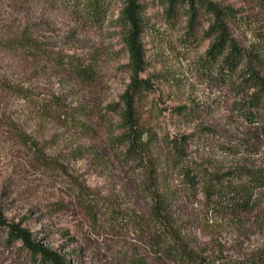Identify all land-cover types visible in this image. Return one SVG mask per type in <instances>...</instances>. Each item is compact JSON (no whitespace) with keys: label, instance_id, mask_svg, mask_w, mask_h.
<instances>
[{"label":"rangeland","instance_id":"rangeland-1","mask_svg":"<svg viewBox=\"0 0 264 264\" xmlns=\"http://www.w3.org/2000/svg\"><path fill=\"white\" fill-rule=\"evenodd\" d=\"M140 1L147 26L139 78L150 89L134 104L149 153L137 165L113 141L120 117L109 109L125 108L134 76L119 19L122 1L115 0L103 25L95 27L58 0H0V119L15 124L0 126V218L68 264H196L190 254L206 264H264V210L243 218L210 213L202 181L197 177L189 188L176 152L179 144L183 166L198 174L264 170V123L250 126L239 113L257 89H237L243 79L204 68L216 42L209 32L214 18L200 13L190 34L187 6L170 17L165 0ZM212 1L236 11L237 19L228 21L231 40L249 55L264 56L260 0ZM25 37L80 62L96 56L95 81L85 84L69 69L10 45ZM255 68L264 78V66ZM153 192L173 201L162 225L177 235L169 251L154 244L152 233L125 222L150 213ZM9 230L0 227V264H42L41 254L9 240Z\"/></svg>","mask_w":264,"mask_h":264},{"label":"trees","instance_id":"trees-1","mask_svg":"<svg viewBox=\"0 0 264 264\" xmlns=\"http://www.w3.org/2000/svg\"><path fill=\"white\" fill-rule=\"evenodd\" d=\"M67 9L75 14L84 22L90 23L95 27L103 25L115 0H58ZM123 8L121 9L119 19L125 26L127 32L125 42L130 52L131 67L134 76L130 92L123 98L125 108L111 107V112L118 113L120 117V134L115 136L113 141L126 147V161L141 165L143 156L149 153V138L147 132L140 127L134 98L141 92L150 89L147 80L139 78L145 65V54L142 43V35L146 29L147 23L145 18V5L140 0H121ZM167 5V14L170 17L177 15L180 9L187 6L186 12L189 16L190 34L195 31L198 24L199 14L209 15L214 18L210 25L209 32L216 35V42L209 50L207 58L203 64L204 68H212L211 73L227 75L233 81L243 79L241 89L245 86L256 88L249 102L240 105L239 113L241 118L250 126H262L264 120V78L257 76L256 68L262 69L264 66V56L257 52L250 54L242 51L238 44L231 40L229 36V20L237 19L236 11L231 7L221 6L212 0H165ZM260 6L264 8V0H260ZM16 51L25 53L28 57L34 59H44L52 62L59 68L69 69L74 77L85 84H92L97 76V57H92L87 62H80L72 57H65L62 54H53L47 48L42 47L32 38H22L10 44ZM222 60V61H221ZM219 61H221L219 63ZM218 63V65H217ZM255 64V67L253 66ZM240 66L243 70L238 73ZM236 75V78H233ZM220 78V77H219ZM223 79L227 77H221ZM13 88V87H12ZM16 89V88H14ZM25 93V91L21 92ZM23 95V94H22ZM27 100L33 101L34 98L27 92L23 95ZM62 109L61 106H58ZM179 115L185 117L182 110H178ZM193 115V114H191ZM1 125H15L11 122H4L0 119ZM84 132L92 133L88 127L82 126ZM19 139L26 144L28 142L24 133L18 132ZM173 143V142H172ZM179 144H176L178 151L179 165H182L180 173L186 178L189 188H193L197 183L195 179H200L203 183V195L208 211L216 216H227L232 218H243L256 216L264 210V170L242 169L226 176L198 171L189 166H183L186 158L179 150ZM136 167V166H135ZM153 206L150 213L137 218L126 220L128 226H132L141 233H152L154 244L165 247V251L171 249L175 243L177 235L172 232L167 233L162 230V225L168 221L166 217L169 214L172 200L167 194L153 192L151 194ZM167 226V224H165ZM0 227H8L9 240L21 241L34 255L41 254L42 264L52 262L53 264H68L63 257L56 255L54 252L35 245L28 231L20 229L18 226H9L0 218ZM175 237H174V236ZM182 255L186 254L184 248H178ZM177 249V251H179ZM189 261L196 264H206L207 260L193 257L191 254Z\"/></svg>","mask_w":264,"mask_h":264}]
</instances>
